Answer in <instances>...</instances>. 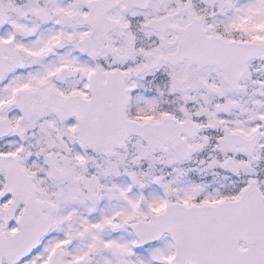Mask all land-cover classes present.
I'll use <instances>...</instances> for the list:
<instances>
[{"label":"snow or ice","instance_id":"snow-or-ice-1","mask_svg":"<svg viewBox=\"0 0 264 264\" xmlns=\"http://www.w3.org/2000/svg\"><path fill=\"white\" fill-rule=\"evenodd\" d=\"M0 264H264V0H0Z\"/></svg>","mask_w":264,"mask_h":264}]
</instances>
